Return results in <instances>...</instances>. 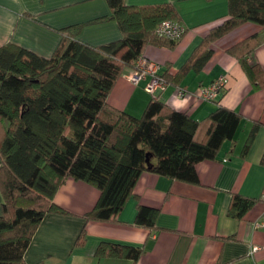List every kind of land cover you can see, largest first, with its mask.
Instances as JSON below:
<instances>
[{
	"label": "trees",
	"instance_id": "trees-1",
	"mask_svg": "<svg viewBox=\"0 0 264 264\" xmlns=\"http://www.w3.org/2000/svg\"><path fill=\"white\" fill-rule=\"evenodd\" d=\"M106 1L111 16L95 20L116 19L122 32L118 39L93 45L78 37L82 25H76L61 31L65 34L50 57L15 43L0 44V264H45L27 262L25 250L48 213H71L55 200L68 180H81L98 190L95 205L83 214L87 220H109L135 195L143 172L198 182V164L216 158L225 140L232 146L238 141L243 117L219 101L197 119L164 100L162 89L148 91L143 81L150 98L140 115L109 102L117 79L135 65L147 45L171 46L183 35L172 39L155 31L164 18L178 17L172 2L144 7L127 0ZM228 7L180 72H163L157 61L164 85L175 86L179 96L189 91L181 85L182 76L191 68L202 69L215 39L248 21L262 25L263 31L228 51L255 88L263 85L264 69L254 51L264 40V0H228ZM261 124L253 121L243 156ZM231 200L229 214L234 217H243L253 205L238 193ZM158 212L138 201L135 223L155 229ZM81 242L82 233L76 244ZM145 251L144 245L103 239L95 255L135 264ZM214 264L224 263L219 259Z\"/></svg>",
	"mask_w": 264,
	"mask_h": 264
},
{
	"label": "crops",
	"instance_id": "crops-1",
	"mask_svg": "<svg viewBox=\"0 0 264 264\" xmlns=\"http://www.w3.org/2000/svg\"><path fill=\"white\" fill-rule=\"evenodd\" d=\"M127 1L144 7L169 1L177 9V18L186 29L182 38L171 46L149 44L144 52L161 63V71L168 69L170 73L180 72L199 52L204 35L222 21L229 8L228 0ZM111 13L106 0H0V43L11 41L50 57L65 34L61 31L82 25L78 37L100 45L122 36L116 19L95 20ZM262 28L248 21L216 38L213 53L202 69L191 68L182 76L181 85L189 90L182 96L173 85L163 89L164 100L177 109L189 110L197 119L219 103L236 109L243 117L237 143L232 146L225 140L216 158L198 164V182L145 171L135 185V195L119 213L109 220H87L83 214L95 205L98 190L87 182L70 179L55 200L71 213L51 212L44 217L25 250L27 262L127 264L129 259H99L95 255L97 244L111 239L145 246V253L135 264H214L219 259L224 264H264V228L256 227L257 218L264 212V82L255 88L238 58L228 51ZM254 55L263 70L264 40ZM131 69L126 67L117 79L109 102L138 115L150 95L143 81L133 84L127 78ZM224 74H229V87L217 99L197 98L202 87ZM254 120L262 124L243 156L242 146ZM236 193L253 202L241 218L229 214ZM138 201L159 210L155 229L135 223ZM80 233L82 242L76 244Z\"/></svg>",
	"mask_w": 264,
	"mask_h": 264
},
{
	"label": "built area",
	"instance_id": "built-area-1",
	"mask_svg": "<svg viewBox=\"0 0 264 264\" xmlns=\"http://www.w3.org/2000/svg\"><path fill=\"white\" fill-rule=\"evenodd\" d=\"M173 21V20H170ZM162 23V22H161ZM158 27V34L172 39H177L174 35L175 30L183 33L184 27L179 26L176 22H166ZM182 25V24H181ZM161 27L164 30H161ZM181 36V35H180ZM136 68L130 74V80L138 84L141 81L145 82L146 89L152 93H156L159 90H163L166 86L159 75V64L154 59H142L138 60ZM228 82V75H221L214 79L209 85L202 87L198 96L203 100H213L219 97L222 93L223 88ZM256 226L264 227V217L256 223ZM255 249L257 247L255 246Z\"/></svg>",
	"mask_w": 264,
	"mask_h": 264
},
{
	"label": "rangeland",
	"instance_id": "rangeland-1",
	"mask_svg": "<svg viewBox=\"0 0 264 264\" xmlns=\"http://www.w3.org/2000/svg\"><path fill=\"white\" fill-rule=\"evenodd\" d=\"M26 14V13H25ZM28 14V13H27ZM28 15H30V14H28ZM162 22V23H161ZM166 22H176L179 26H181V27H184V29H185V26H184V24L182 23V21L180 20V19H178V18H173V21H170V19L169 18H164L163 20H161L157 25H156V27H155V31H156V33L158 34V27L162 24V26L163 25H166V24H163V23H166ZM182 24V25H181ZM161 30H164L162 27H161ZM183 33H184V31H183ZM183 33H181V32H179L178 30H175V32H174V35L175 36H177L176 38H179L180 37V35H183ZM8 42H11V41H8ZM3 43H7V42H3ZM3 43H0V44H3ZM11 43H13V42H11ZM152 59V58H150V57H148V56H146V55H141L136 61H135V65L134 66H131V71L127 74V78L130 80V74L134 71V69L136 68V64H137V62H138V60H142V59ZM131 81V80H130ZM132 82V81H131ZM133 83V82H132ZM229 83H230V78L228 77V82H227V84L225 85V87L223 88V90H222V92H224L227 88V86L229 85ZM133 84H135V83H133ZM141 114V113H140ZM140 114H138V115H140ZM264 217V212L261 214V216L259 217V218H257V221H256V223L259 221V220H261L262 218ZM256 227H259V226H256ZM261 227H263V226H261ZM264 228V227H263ZM263 246H264V244H263Z\"/></svg>",
	"mask_w": 264,
	"mask_h": 264
}]
</instances>
